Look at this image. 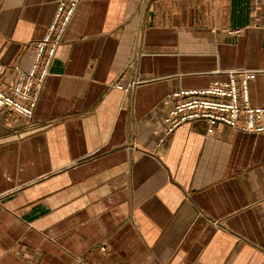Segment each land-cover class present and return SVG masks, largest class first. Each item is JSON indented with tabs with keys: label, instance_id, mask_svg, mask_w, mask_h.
<instances>
[{
	"label": "crops",
	"instance_id": "obj_1",
	"mask_svg": "<svg viewBox=\"0 0 264 264\" xmlns=\"http://www.w3.org/2000/svg\"><path fill=\"white\" fill-rule=\"evenodd\" d=\"M59 1L0 0V87ZM241 68L264 107V0H78L32 118L0 111V264H264V132L164 135L168 92Z\"/></svg>",
	"mask_w": 264,
	"mask_h": 264
},
{
	"label": "built area",
	"instance_id": "obj_2",
	"mask_svg": "<svg viewBox=\"0 0 264 264\" xmlns=\"http://www.w3.org/2000/svg\"><path fill=\"white\" fill-rule=\"evenodd\" d=\"M77 3L78 0H60L57 3L45 33L32 46L29 67L21 69L14 66V80L6 88L0 87V111L11 112L26 122L32 118L50 64ZM237 33L235 30L228 31L229 35ZM258 73L233 69L224 73V79L211 80L204 88H180L168 92L162 99V104L166 106L164 135H170L179 126L197 123L204 124L208 135L214 134L219 126L246 133H263L264 107L252 106L248 95V86ZM138 83L137 79H131L124 85L115 82L111 87L127 94ZM99 250L104 252L105 247Z\"/></svg>",
	"mask_w": 264,
	"mask_h": 264
}]
</instances>
